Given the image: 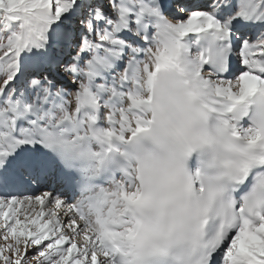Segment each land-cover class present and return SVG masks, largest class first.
I'll list each match as a JSON object with an SVG mask.
<instances>
[{
    "label": "snow or ice",
    "instance_id": "obj_1",
    "mask_svg": "<svg viewBox=\"0 0 264 264\" xmlns=\"http://www.w3.org/2000/svg\"><path fill=\"white\" fill-rule=\"evenodd\" d=\"M0 264H264V0H0Z\"/></svg>",
    "mask_w": 264,
    "mask_h": 264
},
{
    "label": "rangeland",
    "instance_id": "obj_2",
    "mask_svg": "<svg viewBox=\"0 0 264 264\" xmlns=\"http://www.w3.org/2000/svg\"><path fill=\"white\" fill-rule=\"evenodd\" d=\"M102 3H106L107 0H101ZM42 190V189H41ZM43 191V190H42ZM39 192H37L36 194H38Z\"/></svg>",
    "mask_w": 264,
    "mask_h": 264
},
{
    "label": "bare ground",
    "instance_id": "obj_3",
    "mask_svg": "<svg viewBox=\"0 0 264 264\" xmlns=\"http://www.w3.org/2000/svg\"><path fill=\"white\" fill-rule=\"evenodd\" d=\"M192 35H194V34H192ZM40 191H42V190H40ZM25 195H29V194H32V193H29V192H26V193H24ZM39 194V193H38Z\"/></svg>",
    "mask_w": 264,
    "mask_h": 264
}]
</instances>
